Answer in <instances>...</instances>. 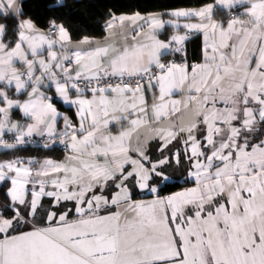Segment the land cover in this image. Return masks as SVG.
Masks as SVG:
<instances>
[{
    "label": "snow or ice",
    "instance_id": "snow-or-ice-1",
    "mask_svg": "<svg viewBox=\"0 0 264 264\" xmlns=\"http://www.w3.org/2000/svg\"><path fill=\"white\" fill-rule=\"evenodd\" d=\"M20 15V0H0V16ZM180 18L197 22L184 23L181 35ZM117 19L134 33L119 46ZM166 24L177 31L164 41L157 33ZM107 29L112 42L84 37L73 45L55 20L45 32L24 19L17 39L5 43L0 24V146L37 134L69 152L35 171L24 161L0 162V182L11 183L0 208V264H264V0L113 16ZM193 32L204 36L203 62L189 71L183 45ZM173 53L185 61L162 62ZM126 77L139 79L125 84ZM53 85L77 109L78 123L63 116L62 131L42 91ZM9 89L27 98H10ZM13 108L31 122H11ZM6 131L17 133L15 143L4 141ZM151 140L160 141L155 160ZM174 141L182 145L175 151ZM182 162L195 186L159 196L173 179L167 168ZM133 188L154 198L133 200Z\"/></svg>",
    "mask_w": 264,
    "mask_h": 264
},
{
    "label": "trees",
    "instance_id": "trees-1",
    "mask_svg": "<svg viewBox=\"0 0 264 264\" xmlns=\"http://www.w3.org/2000/svg\"><path fill=\"white\" fill-rule=\"evenodd\" d=\"M55 2L56 0H23L21 3L22 15L7 19L0 16V24L5 25L6 30L5 43L10 40L14 42L17 39L19 21L24 19H30L38 28L46 31L50 27V22L55 20L56 23L62 24L67 29L72 44L78 45L84 37H88L90 40L106 37L108 22L118 14L168 13L176 8L200 6L212 2V0H62V7H50ZM218 14V17L227 19L223 13H220L221 16ZM167 16L169 15H164V17ZM174 29L173 26L167 25L162 36L169 37L173 34ZM170 57L171 55L167 57V61ZM174 57L177 60L184 58L179 57V55H174ZM187 57L189 60L190 57ZM261 129L264 131V125H261ZM261 139H264V135L261 136ZM63 156L64 153L61 152L60 144L47 148L41 146L0 148V162L23 160L30 157L62 158ZM192 185H195L194 180L185 172L184 175H179L177 179L161 187V193L170 194ZM8 187V181L0 186V208L9 203L6 195Z\"/></svg>",
    "mask_w": 264,
    "mask_h": 264
},
{
    "label": "crops",
    "instance_id": "crops-1",
    "mask_svg": "<svg viewBox=\"0 0 264 264\" xmlns=\"http://www.w3.org/2000/svg\"><path fill=\"white\" fill-rule=\"evenodd\" d=\"M22 1L23 0H20V4L22 3ZM209 3H211V2H209ZM203 5H205V4H203ZM203 5L194 6V7H181V8H176V9H198V8L202 7ZM176 9H173V10H176ZM173 10H171V11H173ZM136 13H139V12H136ZM133 14H135V13H132V14H118L115 17L118 18V17H120L122 15H124V16H131ZM139 14L141 16H144V17H147L148 15H150V14H147L146 15V14H142V13H139ZM156 14H158V13H156ZM218 15L221 16L220 13ZM215 18L217 20H223V21H225V26H226V20L224 18L218 17L217 15L215 16ZM163 19L165 21H167V20L175 19V18H173L171 16H167V17H164L163 16ZM189 22L190 23H195V22H197V20H196V18H180L179 23H180L181 27L179 29V33L181 35H183L184 32H185V30L182 27L183 24L184 23H189ZM115 23H116V27L113 29V32L115 33V36L112 39L119 46L121 43H123V37H124L125 34H127L130 37L134 33L131 31L132 25H130V23L125 22V25H124L123 28L120 27L119 20L118 19L115 21ZM167 25L168 24H166L165 27L163 29L159 30L158 33H157L158 38L161 39V40H164V41H167L168 39H170V37L177 31V29L175 28L172 35H170L167 38L166 37H163L162 34H164V32L166 31V26ZM170 26H172V25H170ZM36 28L39 29V30H41V31L47 32L46 30L40 29L37 26H36ZM136 30H140V29L137 28ZM144 30H147V25H144ZM109 36H110V33H109V30L107 29V35H106V37H104L102 39H99V40H92V41L98 42V43H101V44L106 43V42H112L111 40H107L106 39ZM58 46L59 45H57V49H58ZM92 46H95V43ZM203 46H204V36H203L202 33L193 32V33L189 34V38L185 41V43L183 45V48L185 49V52H186V62L189 65V71L191 70V65L198 64V63H202L203 62V52H202ZM87 47H89V46L88 45H85V48H87ZM170 55H171V57L167 61V57H169ZM174 55L175 56L176 55H179V57H184V56H182L180 54L173 53V54H168V55L162 56L161 57V60L164 63L170 62L169 60H171V59H174V61L177 62V63H182V62L185 61V59H184L185 57L183 59L178 58V60H177V58L174 57ZM187 56L190 57L189 60H188V57ZM37 75H39V73H37ZM45 83L47 84L48 82L45 81ZM42 91H45L46 95L52 97L51 103L57 109V112L61 114V116L57 118L58 119L57 131H62L63 130V116H67L72 121V123H74V124H77L78 123V117L76 116V111H77L76 107L74 105H69L68 103H65L62 100V98H60L58 96V94L55 93L54 85L50 89L47 88V87L46 88H43ZM144 94L147 97V102L151 105L153 103V99H154L153 94H152V91H149L148 89H145ZM70 95L74 98L75 97V92L70 93ZM9 96L12 99H18V100H21V101H23L24 99L27 98L26 97V94H16L14 92V89H9ZM181 97H182V94L181 93H174V95H173V98L174 99H180ZM10 120H11V122L18 123L21 126H24L27 123H30L31 122L30 119L28 117H25L23 115L22 111L20 109H18V108H13L11 110V112H10ZM127 126H128L127 121L123 122V127L126 128ZM120 130H121V126L120 125H114V126L111 127V131H112L113 134H118V132ZM7 133H10V132H7L6 131L4 133V135L7 134ZM13 133H15V132H13ZM33 135L36 136V137L39 136L37 134H33ZM57 144H60L61 145V143L59 142V140H58V143ZM148 145H150V147L151 146H155L156 148H158L159 145H160V141L159 140H151V141H149ZM148 145H147V148H148ZM52 146H55V145H52ZM0 148H3L4 149V147H2V146H0ZM150 153H151V156L150 157L153 160H155L156 158H159V154L160 153H159V151L157 149L156 150L154 149ZM68 155H69V152L64 153V156L62 158H54V157L37 158V157H30V158H26V159L19 160V161H24L26 167H30V168L33 169V171H35L36 169H38L40 167L41 163H43V161L46 160V159H51L54 162H62V161L65 160V158ZM28 161H32L33 163L28 164L27 163ZM1 162H8V161H1ZM4 182H6V181H4ZM4 182H0V186ZM8 182H9V187H8V189H9L11 187V183H10V181H8ZM194 186L195 185L185 187V188L181 189L180 191H183L186 188H191V187H194ZM25 187H26V189L29 192V199H30V191L32 189V184L29 183ZM47 190H51V188L49 187ZM113 191H114V189H113ZM177 192H179V191H177ZM173 193H175V192H173ZM158 194L161 197H166V196L171 195L172 193L164 195V194L161 193V188H160ZM153 198H154L153 197V194L152 193H149L146 190L145 191H140V190H138L136 188H133L132 189V199L133 200H137V201H140V200L148 201V200H151ZM48 200H49V198L45 197V198H43L41 200V203L45 207H47ZM71 206H72L71 203H68V207H71ZM38 215H39V213H38Z\"/></svg>",
    "mask_w": 264,
    "mask_h": 264
},
{
    "label": "built area",
    "instance_id": "built-area-1",
    "mask_svg": "<svg viewBox=\"0 0 264 264\" xmlns=\"http://www.w3.org/2000/svg\"><path fill=\"white\" fill-rule=\"evenodd\" d=\"M56 24L60 25L59 23H56ZM58 49H59V46H58ZM173 60L174 59H171L169 61H173ZM153 71H156V69H153ZM138 79H139L138 77H135V78H132L130 80L129 78L126 77L124 82H125V84H129V83L134 84L135 81L138 80ZM112 82L115 83L117 81H116L115 78H113L112 79ZM16 134L17 133H13V132L7 133V134H5L3 136V139L7 143H15V135ZM45 143H48L49 146H52V145H56L58 143V140L55 143H53L52 141H49L46 136H44V137L37 136L36 137V136L32 135L31 137H25V143H23V144H17L16 146H41V147H44L43 145ZM60 148H61V152L62 153H67L68 152V150L65 148V146L63 144L60 145Z\"/></svg>",
    "mask_w": 264,
    "mask_h": 264
},
{
    "label": "rangeland",
    "instance_id": "rangeland-1",
    "mask_svg": "<svg viewBox=\"0 0 264 264\" xmlns=\"http://www.w3.org/2000/svg\"><path fill=\"white\" fill-rule=\"evenodd\" d=\"M17 67H19V65H17ZM144 96H145V99L147 100V97H146V95L144 94ZM182 98V97H181ZM180 98V99H181ZM149 104V103H148ZM149 106H150V104H149ZM198 138H199V135H198ZM150 145H148V155L149 156H151V151H153L154 149L156 150V149H158V148H156L155 146H151L150 148ZM173 151H175L177 148H180V147H182V145L180 144V143H178L177 141H174L173 142V144L172 145H170L169 146ZM168 153H165V155H167ZM159 157H160V154H159ZM182 164H183V162H182ZM187 164L185 163V164H183V165H179V166H177V165H173L172 167H169V168H167V174L168 175H170V176H172L173 177V179L171 180V181H173V180H175V179H177L178 177H179V175H184V173L186 172V173H188V171H187ZM193 180V179H192Z\"/></svg>",
    "mask_w": 264,
    "mask_h": 264
}]
</instances>
